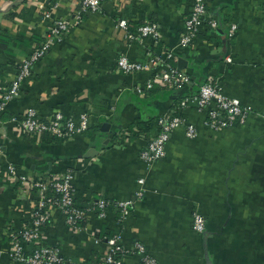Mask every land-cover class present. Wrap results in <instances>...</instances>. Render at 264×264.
I'll return each mask as SVG.
<instances>
[{
	"label": "crops",
	"instance_id": "crops-1",
	"mask_svg": "<svg viewBox=\"0 0 264 264\" xmlns=\"http://www.w3.org/2000/svg\"><path fill=\"white\" fill-rule=\"evenodd\" d=\"M190 5L191 0H108L32 65L19 97L0 113V264H16L8 257L10 236L28 223L35 199L26 185L5 175L8 164L28 177L73 170L78 205L99 198L134 200L121 227L113 210L102 220L90 216L80 231L52 213L40 244L57 245L75 263L102 264L108 248L93 243L95 234L120 231L125 247L142 242L158 264H264V0H210L207 14L216 30L203 27L182 48ZM75 9V0H0V91L52 21L71 19ZM120 20L129 32L156 23L158 42H130L117 27ZM232 25L237 29L229 38ZM167 53L177 69L178 60L185 61L182 71L190 83L181 89L157 84L155 92L138 94L134 87L154 71L123 74L116 66L120 55L144 62L149 54ZM210 78H218L226 96L252 108L245 123L212 131L204 115L190 109L185 117L197 137L189 140L183 129L175 130L163 159L146 165L139 154L157 132V119L172 115L181 99ZM28 109L42 118L55 111L73 118L87 113L89 132L46 143L19 132L12 121ZM139 189L142 196L135 199ZM194 211L205 219L202 234L192 230ZM123 262L138 264L139 257Z\"/></svg>",
	"mask_w": 264,
	"mask_h": 264
},
{
	"label": "built area",
	"instance_id": "built-area-1",
	"mask_svg": "<svg viewBox=\"0 0 264 264\" xmlns=\"http://www.w3.org/2000/svg\"><path fill=\"white\" fill-rule=\"evenodd\" d=\"M75 1L76 9L71 19L53 20L44 40L21 63L10 85L1 95L0 113L6 103L19 97L20 85L24 79L30 76L32 65L54 45L61 43L69 30L78 26L86 14L98 12L101 5L108 0ZM209 1L191 0L189 12L184 21V32L178 42L180 47L191 46L203 27L213 33L216 30V21L207 14ZM55 7L56 4L50 5L44 14V18H50ZM117 27L126 31V37L130 42H142L144 39H150L157 43L159 39L158 26L153 22L137 27L135 32H129L125 20L118 21ZM236 29L234 25L230 27L229 38L233 37ZM172 60L173 55L171 53L166 55L149 54L144 62L131 61L125 55H120L116 60V66L123 74L132 75L154 71L147 81L134 87L138 94H144L150 91L155 83L169 89H181L190 83L189 75L172 65ZM227 61L230 60L227 59ZM190 109L203 114L204 125L212 131L242 125L248 115L252 113L251 107L242 106L238 100L229 98L224 94L218 78H210L198 88L195 95L181 99L175 105L172 115L165 114L157 119V132L146 142L139 154L140 159L146 165L151 166L163 159L166 144L175 130L183 129L185 137L189 140L197 137L198 131L195 125L185 117V112ZM12 121L20 132L27 135L49 133L67 141L83 135L91 124L87 113H82L77 118H73L55 111L48 118H42L34 109H28L20 117L12 118ZM0 155H2L1 147ZM5 175L22 185H26L35 194L28 223L10 236L8 257L16 264H78L65 258L57 245L40 244L45 229L51 223L53 212H59L64 218L65 225L70 229L80 231L84 227L82 224L86 223L90 216L95 215L102 220L106 217L108 210H113L116 212V224L121 227L134 204L132 199L110 201L99 198L86 208L77 207L74 202V171L70 169L59 175L53 174L49 178L28 177L20 174L13 165L8 164L5 168ZM143 182L142 179L138 181L140 185ZM141 196L142 189H139L135 193V199ZM191 219L193 232L202 234L205 229L204 217L194 211ZM93 243L95 245L104 244L108 248L102 258V264H124L123 260L131 255L139 257L138 264H158L156 259L147 253L142 242L134 241L131 247H125L120 231L109 237L98 232L93 238Z\"/></svg>",
	"mask_w": 264,
	"mask_h": 264
},
{
	"label": "trees",
	"instance_id": "trees-1",
	"mask_svg": "<svg viewBox=\"0 0 264 264\" xmlns=\"http://www.w3.org/2000/svg\"><path fill=\"white\" fill-rule=\"evenodd\" d=\"M158 83H155L154 84V86H153V88L150 90V91H148L147 93H153V92H155L156 90H158V87L156 86ZM4 92H2V91H0V104H1V102H2V98H1V95L3 94ZM0 119H2L3 120V117H0ZM12 119V118H11ZM18 130V129H17ZM89 130V129H88ZM86 131V132H84L83 134H87L89 131ZM20 132V131H19ZM134 134L135 133H133L132 135H130V138L131 137H133L134 136ZM35 137H36V139H39V140H41V141H45L46 143H50V142H52V143H63V142H66L67 140H65V139H61V138H57V137H55V136H53V135H51V134H49V133H41V134H38V135H34ZM49 177H52V174H49V175H47V176H44V178H49ZM74 202H75V204H76V206L77 207H80V208H86V207H88V206H90V205H92L93 203H94V201H92V202H89V203H87V204H83V205H78V203L76 202V199H74ZM85 225V223L84 224H82V226H84ZM104 231H102V234H104V235H106V233H103ZM112 234H107L106 236L107 237H109V236H111Z\"/></svg>",
	"mask_w": 264,
	"mask_h": 264
},
{
	"label": "water",
	"instance_id": "water-1",
	"mask_svg": "<svg viewBox=\"0 0 264 264\" xmlns=\"http://www.w3.org/2000/svg\"><path fill=\"white\" fill-rule=\"evenodd\" d=\"M185 67H186V65H185V61L182 60V59H179V60H178V68H179L180 70H183V69H185ZM105 128H106V127H105ZM105 128H103L102 130H104Z\"/></svg>",
	"mask_w": 264,
	"mask_h": 264
}]
</instances>
